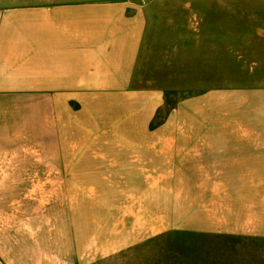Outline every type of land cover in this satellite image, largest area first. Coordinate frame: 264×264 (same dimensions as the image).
<instances>
[{
    "label": "rangeland",
    "instance_id": "rangeland-1",
    "mask_svg": "<svg viewBox=\"0 0 264 264\" xmlns=\"http://www.w3.org/2000/svg\"><path fill=\"white\" fill-rule=\"evenodd\" d=\"M151 4L136 85L167 89L12 93L0 264H264V170L210 164L191 137L207 89L264 98V0Z\"/></svg>",
    "mask_w": 264,
    "mask_h": 264
},
{
    "label": "crops",
    "instance_id": "crops-1",
    "mask_svg": "<svg viewBox=\"0 0 264 264\" xmlns=\"http://www.w3.org/2000/svg\"><path fill=\"white\" fill-rule=\"evenodd\" d=\"M151 1L0 0V125L8 107L22 106L13 92L167 89L136 85L152 38ZM225 90H206L207 130L191 134L194 149L205 147L210 164L264 170V98L232 99ZM217 102L222 129L214 126Z\"/></svg>",
    "mask_w": 264,
    "mask_h": 264
}]
</instances>
